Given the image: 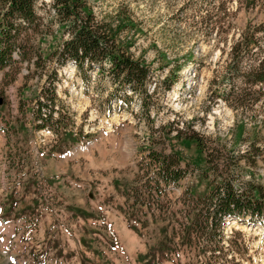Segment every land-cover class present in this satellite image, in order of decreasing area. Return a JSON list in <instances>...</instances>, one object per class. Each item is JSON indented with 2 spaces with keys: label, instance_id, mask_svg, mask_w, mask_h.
Instances as JSON below:
<instances>
[{
  "label": "rangeland",
  "instance_id": "rangeland-1",
  "mask_svg": "<svg viewBox=\"0 0 264 264\" xmlns=\"http://www.w3.org/2000/svg\"><path fill=\"white\" fill-rule=\"evenodd\" d=\"M86 2L98 19L128 5L140 30L130 53L149 67V91L156 86L148 103L151 115L146 119L140 113L136 99L121 112L111 103L107 113L104 99L110 89L83 87L73 66L67 65L58 71L59 82H53L59 100L54 108L61 118L54 115V121L39 130L33 116L38 109L35 98L44 85L39 74L31 70L24 88L22 76L28 72L23 66L6 80L0 74V223L5 227L0 264H15L14 259L32 264L25 234L37 228L39 209L45 206L53 211L50 227L55 226L57 238L71 221L82 222L70 230V251L65 255L54 251L52 264H94L98 238L90 235L96 230L85 224L84 210L99 218L95 208L100 206L91 203L117 210L116 198L121 194L127 203L117 211L146 229L143 253L127 264H264V236L258 226L226 223L217 252L209 247L204 256L198 249L208 244L197 245L192 237L181 247L178 237L172 239L174 232L181 235L185 211L193 210L187 191L206 194L207 182L199 172L203 156L195 151L193 134L217 140L234 156L251 159L252 178L241 170L240 180L264 188V84L254 85L248 77L251 69L264 65V0ZM249 27L257 29V49L234 52ZM49 42L42 41L44 46ZM168 77L176 82L165 92L159 84ZM68 132L78 142L71 144ZM148 150L174 154L185 178L179 186L162 184L156 205L142 189L144 204L132 207V190L144 187L145 175L153 169ZM87 233L89 239L84 241L91 245L85 246L81 241ZM229 241L234 254L224 258L222 251L228 250ZM45 252L37 255L35 264H46ZM69 253H75V259ZM84 253L92 256L84 258ZM212 254L216 259L210 260Z\"/></svg>",
  "mask_w": 264,
  "mask_h": 264
},
{
  "label": "trees",
  "instance_id": "trees-1",
  "mask_svg": "<svg viewBox=\"0 0 264 264\" xmlns=\"http://www.w3.org/2000/svg\"><path fill=\"white\" fill-rule=\"evenodd\" d=\"M139 33L128 5H120L110 16L101 15L98 19L86 0H0V74L6 80L23 66L28 72L22 76L23 88L32 78L31 70L35 75L39 74L44 85L35 98L38 109L33 113L39 130L54 121V115L61 118L59 109L54 108L59 100L53 82H59L58 71L67 65L74 67L83 87L93 84L110 89L104 99L108 105L107 113H111V103L121 112L129 108L130 100L136 99L140 113L148 119L151 115L148 103L156 86L149 91L150 69L141 58L135 59L130 53ZM256 33L257 29L249 27L233 51L251 53L257 49ZM47 39L51 43L45 47L42 41ZM169 77L159 84L165 92L176 82ZM248 77L254 85L264 84V65L251 69ZM44 107L47 109L45 114ZM235 108L238 109V105ZM242 130L241 123L237 127L238 140ZM175 133V139H178L180 132L176 130ZM68 138L71 144L79 140L71 132H68ZM192 140L196 153L203 156L199 172L207 182L206 194L194 196L187 191L188 205L193 204V210L185 211V224L178 231L181 235L174 232L172 239L178 237L181 247L190 244L192 237L197 245L208 244L198 249L204 256L209 247L213 248V254L217 252L222 239L220 234L227 221L259 226L264 236V188L253 181L243 183L240 180L241 170L249 172L248 176L252 178V160L244 155L234 156L233 150L227 152L217 140L196 134ZM148 160L153 169L145 175L144 187L132 190V207L144 204L142 189L156 205L160 202L158 194L163 193L162 184L167 188L179 186L185 178L174 154L163 155L148 150ZM232 245L233 241H229L228 250L222 251L224 258L230 252L234 254ZM213 254L210 260L216 259Z\"/></svg>",
  "mask_w": 264,
  "mask_h": 264
},
{
  "label": "crops",
  "instance_id": "crops-1",
  "mask_svg": "<svg viewBox=\"0 0 264 264\" xmlns=\"http://www.w3.org/2000/svg\"><path fill=\"white\" fill-rule=\"evenodd\" d=\"M121 195L116 198L118 207L117 210L121 209L123 204L127 203L126 196L123 194ZM91 204V207L100 206L95 208L100 214L99 218L92 217L91 212L87 210H84L83 217L85 224L93 226L96 230L95 235H90L98 238L96 244L98 246V251L95 252L96 260H94V264H127L128 259H132L136 255H141L143 253L145 248V240L143 239L142 233L146 229H142L141 224L133 222L130 219L131 217L121 214L120 211L115 210L114 206L112 208L101 206L99 204ZM39 210L41 211L39 213L40 216L37 228L29 230L25 234L30 240L28 260H30L32 264H35L34 262L38 259L37 255L41 253L42 250H45V255L47 256L45 262L46 264H52L54 262V251H58L59 249V251H62L63 255L70 251V230L76 225H82V222L71 221L70 225H68L66 228L60 229L61 238H57V235H54L53 233L55 226L52 225L50 227L53 211L47 206ZM0 236H5V227L2 223H0ZM87 239H89L88 233L83 236L81 241L85 246L91 245V243L84 241ZM82 243L79 244L80 249L82 248ZM55 244L56 248L54 250L53 246ZM88 249L89 253L92 252L91 247ZM75 255V253H69L68 256H73L71 259L73 260L75 259ZM84 255V258L88 259H90L89 257L92 256L91 254L87 253H84ZM57 257L60 256L58 255ZM60 258H62V256ZM13 261L15 264H22L24 262L22 259H19L18 261L14 259ZM58 261L60 262L61 260L58 259Z\"/></svg>",
  "mask_w": 264,
  "mask_h": 264
}]
</instances>
